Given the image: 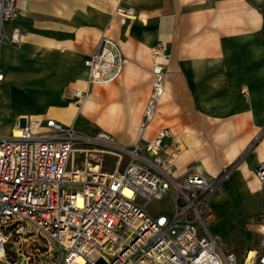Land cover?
Wrapping results in <instances>:
<instances>
[{
	"label": "crops",
	"instance_id": "1",
	"mask_svg": "<svg viewBox=\"0 0 264 264\" xmlns=\"http://www.w3.org/2000/svg\"><path fill=\"white\" fill-rule=\"evenodd\" d=\"M16 6L9 23L20 28V41L0 43V129L11 131L23 114L65 124L81 116L114 143L131 146L168 127L163 144L176 174L198 169L211 179L230 169L211 192L209 231L223 239V229L233 227L242 239L252 237L256 245L248 250L256 249L259 234L248 227L264 214V184L254 175L264 159V0H17ZM118 7H133L134 17L121 20ZM101 36L119 43L122 72L113 82L88 85L84 60ZM157 43L165 92L154 119L141 127ZM76 89L87 90L84 102H77ZM240 202L248 216L219 224L225 210L240 211Z\"/></svg>",
	"mask_w": 264,
	"mask_h": 264
},
{
	"label": "built area",
	"instance_id": "2",
	"mask_svg": "<svg viewBox=\"0 0 264 264\" xmlns=\"http://www.w3.org/2000/svg\"><path fill=\"white\" fill-rule=\"evenodd\" d=\"M16 1L0 0V43L20 41V28L9 23L17 16ZM117 13L121 20L135 15L133 7ZM162 52L159 43L151 48L141 127L154 119L165 92V68L156 60ZM84 65L88 85L113 82L123 68L119 43L101 36ZM74 94L82 103L88 92ZM13 127L18 135H0V264H238L237 254L224 251L206 223L194 218L213 182L198 169L175 174L163 144L168 127L131 146L114 143L105 130L83 136L73 122L51 117L20 115ZM76 152L85 153L84 164ZM105 154L115 156L112 169L102 166ZM91 155H97L93 165ZM254 175L264 184V159ZM167 194L172 211L151 213L149 203ZM255 224L259 244L245 252L244 264H264V214ZM30 236L43 243L34 249L22 244Z\"/></svg>",
	"mask_w": 264,
	"mask_h": 264
},
{
	"label": "rangeland",
	"instance_id": "3",
	"mask_svg": "<svg viewBox=\"0 0 264 264\" xmlns=\"http://www.w3.org/2000/svg\"><path fill=\"white\" fill-rule=\"evenodd\" d=\"M92 92V91H91ZM73 124L76 128V130L83 136H92L94 135L98 130H103L101 127L93 120L91 119H84L81 116H78L74 119ZM11 131H5L3 129H0V135H8ZM92 146V145H89ZM114 155L112 154H105L104 160L102 161V166L105 169H112L114 167L113 161H114ZM89 163L93 165L97 159V155H91L88 158ZM75 160H78L81 162V164L85 163L86 157L85 153L76 152ZM126 162V159H123L122 165ZM230 172V169L223 170L220 174L215 176L214 178H211L213 185L212 189L207 194L206 199L204 200L205 204L199 206L197 210L199 211H193L194 218L201 222H207V218L211 215V209L213 201V194L210 195V193L213 191L215 187H217L220 183H222L224 180L228 178V173ZM176 174V173H175ZM210 195V198H209ZM217 196V195H216ZM221 196L215 197V200L218 201ZM209 199V201H208ZM211 208H209V207ZM150 212L156 213V212H163V213H170L173 209V202L172 198L169 194L166 196L160 198V199H154L149 203ZM249 209L245 207V204L243 202H240V211H237L236 213L231 212L230 210H225L221 215L224 217L218 218L219 224H224L226 221H229L230 219L234 217H242V216H248ZM227 220H226V219ZM254 220L256 217L253 218ZM256 222V221H255ZM255 225V224H254ZM254 225H251L248 227V231L255 233L257 232V229ZM245 226V224H244ZM247 227V226H245ZM211 228V227H210ZM223 239L220 238L222 243L223 250L226 251L227 249L232 250L236 252L237 254V261L238 264H244L245 262L242 260L243 256L242 254H245V251L248 250L249 246H254L256 244H250L252 242V237L248 236L245 238H241L239 234L237 233V229L227 226L223 229ZM43 240L34 236H30L25 242H22V244H29L33 248L34 245L38 246V244H42ZM34 249V248H33Z\"/></svg>",
	"mask_w": 264,
	"mask_h": 264
},
{
	"label": "bare ground",
	"instance_id": "4",
	"mask_svg": "<svg viewBox=\"0 0 264 264\" xmlns=\"http://www.w3.org/2000/svg\"><path fill=\"white\" fill-rule=\"evenodd\" d=\"M23 115H26V114H23ZM17 118V117H16ZM8 130V129H7ZM12 130L14 131V134H16V135H18L19 133H20V129L19 128H16V127H13L12 128ZM11 130V131H12ZM96 167H98V165L97 166H95V168ZM211 194V193H210ZM209 198H210V195H209ZM208 201H209V199H208ZM209 207V206H208ZM210 210V209H209ZM208 219V218H207ZM206 225H207V222H206ZM253 253V251H251V254Z\"/></svg>",
	"mask_w": 264,
	"mask_h": 264
},
{
	"label": "water",
	"instance_id": "5",
	"mask_svg": "<svg viewBox=\"0 0 264 264\" xmlns=\"http://www.w3.org/2000/svg\"><path fill=\"white\" fill-rule=\"evenodd\" d=\"M23 264H25V263H23Z\"/></svg>",
	"mask_w": 264,
	"mask_h": 264
}]
</instances>
